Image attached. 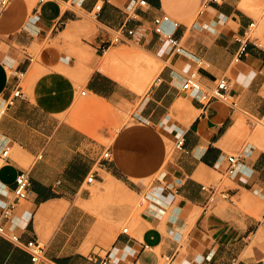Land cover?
I'll return each mask as SVG.
<instances>
[{"label": "crops", "instance_id": "obj_1", "mask_svg": "<svg viewBox=\"0 0 264 264\" xmlns=\"http://www.w3.org/2000/svg\"><path fill=\"white\" fill-rule=\"evenodd\" d=\"M130 1L13 0L1 18L0 102L18 85L25 98L0 113V149L6 143L12 147L10 161L0 159V214L5 202L16 203L7 225L24 241L36 238L45 243L40 264H100L111 252V264H161L166 255L175 256L171 264H231L233 260L264 264L261 220L230 199V205L209 203L208 192L202 189L215 185L219 175L227 176L226 158L240 141L237 109L220 101L204 109L181 89L191 72L208 85L227 76L240 108L264 117V45L259 39L244 40L252 18L240 7L241 0H218L209 6L205 21H199L206 23L205 31H192L193 36L183 43L185 52L177 54L169 52L154 34L152 19L161 12L177 19L181 23L177 35L183 42L188 31L185 23L199 14L203 0H147V6L129 9ZM76 8L95 13L100 23L89 41L63 39L76 26L68 23L82 20ZM127 20L137 29L134 42L165 63L141 98L130 95L98 67L99 44ZM59 22L62 25L57 27ZM239 39L247 47L235 62ZM92 49L96 52L90 60L79 58ZM19 73H23L20 80ZM82 88L87 90L83 96L89 95L87 105H114L120 119L128 103L140 99L133 122L118 129L113 138L106 125L95 130L75 124L72 112ZM181 134L185 148L175 150L163 172L169 144H175ZM249 145L251 155L240 174L227 176L232 184H224L221 177L219 187L231 199L241 201L256 194L264 202V151ZM106 149L111 150L112 159L100 166ZM23 170L29 171L32 185L28 198L18 201L12 191ZM91 174L95 181L88 183ZM157 174L166 175L167 182L178 189L170 204H153L151 214L144 209L134 234H107L97 228V219L87 210L97 195L86 184L107 183V192H114L113 183L118 182L143 193L149 189L146 181ZM150 188L157 189L165 201L171 197L158 179ZM259 214L264 216V205ZM126 217L123 208L117 209L111 225ZM252 237L256 240L253 254L245 256ZM0 264L33 262L24 248L0 235Z\"/></svg>", "mask_w": 264, "mask_h": 264}, {"label": "rangeland", "instance_id": "obj_2", "mask_svg": "<svg viewBox=\"0 0 264 264\" xmlns=\"http://www.w3.org/2000/svg\"><path fill=\"white\" fill-rule=\"evenodd\" d=\"M240 7L252 18V20L256 24L251 28V31L247 34L244 40L252 39L256 41L259 39L264 45V0H241ZM76 10L80 14L82 20L69 22L68 26H70L71 23H76L74 32L69 35L63 34V39L70 42L89 41V34L96 30L100 23L98 22L95 13L88 14L81 11L79 8H76ZM198 18L199 15L185 23L188 31L183 38L184 44H186L187 40H189L190 37L193 36L192 31L198 32V34H202L203 31H205L203 27L206 23H200L198 21ZM210 18L211 17H208L206 22H208ZM251 34L253 38L250 37L249 39L248 36ZM95 52L96 50L92 49V51L89 53L81 54L79 58L88 61L91 59L92 54ZM110 52L115 53L114 57L110 56ZM97 54L100 61L98 65L99 69L106 72L115 80L117 79V82L120 81L119 83L124 88H126L129 91V94L133 97L141 98L147 95L151 87L154 85L163 67L165 66L164 62L160 61L156 56L150 54L146 50L144 51L143 46L137 42H130L128 44H116L113 45L107 52H98ZM109 60L113 61V67H110L108 71H105L103 68V64H106L107 62H109ZM118 70L120 72L122 71L126 76L124 80H120L113 75L117 73ZM134 73L138 80L134 77L135 75L133 76ZM132 77L134 80L132 79ZM81 90L79 92V99L77 101L76 108L72 112V120L75 124L82 125L85 128H94L95 130L101 129L106 125L110 128L111 136L113 138L118 129L126 124L133 122L132 114L135 108L139 106L140 99H137V102L128 103V107L127 109H125V112H121L122 117L120 119L117 115V111L119 109L114 105L107 104L102 107L91 108L86 103L89 95H81ZM185 94H187L188 96L190 95L188 93ZM261 95H264V89L262 90ZM237 112L239 114V129L237 134L240 137V141L229 151V154L238 153L241 147L248 144L256 146L260 151H264V118L261 116L256 117L254 115H251L245 109L243 111L237 109ZM104 141L107 144L110 143L109 139H104ZM175 150V144L171 142L168 147V156L166 165L163 168V172L166 170L168 162L172 160V156ZM1 163L2 161L0 160V164ZM29 164L30 162L26 163L25 166L28 167ZM158 177L159 174L150 177L146 181L149 189L153 181L158 179ZM221 177L223 176L219 175L217 177V185L220 184ZM223 179L224 184H232L227 176H224ZM117 183L118 182L113 183L116 189L114 192H107V190L105 189L107 183L97 182L95 183L96 185L92 186H88L86 184L85 187L90 188L94 196L97 195V197L92 202H90V206L87 210L97 219V228L100 231H105L107 234L112 231L113 234H116L122 232L125 227H129V232L131 234H134V227L137 225L136 220L140 218L142 211L147 205V202L141 204L142 195L145 192L137 193L130 190L129 188H124ZM232 200L235 204L234 206L238 207L245 213L253 215L259 220L262 219V216L259 214V212L261 210V207L264 205V202L260 199L259 195L251 194L250 198H244L241 201L237 198H233ZM217 201L225 205H230L229 199L218 198ZM119 208H123V210L126 211L127 217L125 218V220L121 221L120 223L115 225V227H113L111 224L112 222H114V213ZM253 238L254 237H252L250 241V252H245V256L253 254L252 248L256 245V240ZM161 264H167L165 259L161 260Z\"/></svg>", "mask_w": 264, "mask_h": 264}, {"label": "built area", "instance_id": "obj_3", "mask_svg": "<svg viewBox=\"0 0 264 264\" xmlns=\"http://www.w3.org/2000/svg\"><path fill=\"white\" fill-rule=\"evenodd\" d=\"M12 1L13 0H0V20L11 5ZM214 2H218V0H203L202 8L198 14V21H205L206 16L209 12V6H211V4ZM147 5V0H132L126 5V8L130 9L134 6L144 7ZM97 8H100V6H97ZM131 18L135 19L136 17L133 16ZM61 25L62 22H59L56 26L60 27ZM180 26L181 23L166 12H161L160 14L154 16V18L152 19V31L162 39L167 49L171 53L182 54L185 52V46L181 38L177 35V30L180 28ZM253 26H255L254 21L250 24L249 31ZM136 38L137 29L135 27H131L129 25V20H127L123 22L118 28L111 29V35L101 41L98 46V50L105 53L113 45L128 44L130 42H134ZM239 41H241V46L237 54L235 55V62L240 61L247 47V44H244L242 40L239 39ZM198 64L202 65V61H199ZM22 77L23 73H19L17 75L18 80L22 79ZM181 89L183 92L190 94V96L200 102L204 109L209 107L212 102L220 101L228 104L233 109H240L241 111H243L240 108L238 97H236L232 93L231 82L227 76L219 77L213 82L212 85H208L202 80L197 72H191L185 76L181 85ZM86 92L87 90L84 89L81 91V94L85 95ZM19 98H25V93L21 85L16 86L13 89L11 95L0 102V113L12 107ZM262 104L264 105V95L262 96ZM11 148V144L6 143L0 149V159L3 162L10 161ZM175 148L178 150H183L185 148V137L183 134H181L177 138L175 142ZM250 148L251 146L248 144L246 146H243L238 153L229 154L227 156L225 161L227 176L234 178L240 174L245 164L246 158L251 155ZM111 159L112 152L110 149H106L99 159V165L102 166L104 163L110 161ZM94 181L95 175L91 174L87 178V182L92 183ZM158 181L164 184L165 191L167 192L166 194L171 195V197L170 199L165 201L163 198L157 195V189L150 188L148 191H146L142 195L141 204L147 202L145 210L150 214L155 212V205L161 207V204H170L173 200L172 194L178 191L177 188L174 189V185L171 182H167L166 175H161L158 178ZM31 185L32 181L29 171H21L16 177L15 187L12 191L14 198L18 201L27 199L29 196ZM202 189L208 192L209 203L216 202L218 198L230 199L231 201H233L230 197V194L226 190L221 189L217 184L213 186L203 185ZM15 206L16 203L14 201L5 202V205L0 214V235L9 239L13 244L24 248L30 254L33 264H40L44 261L45 243L36 238L24 241L22 236L16 230L7 225V221L12 217ZM260 223L264 227V216L262 217ZM128 232L129 227H125L123 229V233L127 234ZM111 253H109V255L107 256L108 258L110 257ZM174 257L175 256L173 255H166L164 259L167 264H171L174 260ZM108 258L101 260L100 264H111V260ZM231 264H236V260H233Z\"/></svg>", "mask_w": 264, "mask_h": 264}, {"label": "bare ground", "instance_id": "obj_4", "mask_svg": "<svg viewBox=\"0 0 264 264\" xmlns=\"http://www.w3.org/2000/svg\"><path fill=\"white\" fill-rule=\"evenodd\" d=\"M256 25V24H255ZM251 31V30H250ZM249 31V32H250ZM250 37H252V34L251 35H249L248 36V38L250 39ZM108 51V50H107ZM106 51V52H107ZM145 51V50H144ZM110 54V56L111 57H114V55H115V53L114 52H110L109 53ZM151 54V53H150ZM147 55H149V54H147ZM109 56V57H110ZM151 61V60H150ZM152 62V61H151ZM137 63V62H136ZM153 63V62H152ZM102 64V63H101ZM104 66H103V68H104V70L105 71H108V69L110 68V67H113V61L112 60H109V62H107L106 64H103ZM154 66H155V64H154ZM133 73V72H132ZM140 73V72H139ZM106 74V73H105ZM116 78H118V79H120V80H124L125 79V75L123 74V72L121 71H119L118 70V72L117 73H115V74H113ZM135 75V73L133 74V76ZM144 75V74H143ZM132 76V75H131ZM136 79H137V77H136V75L134 76ZM132 79H133V77H132ZM117 80V79H116ZM134 80V79H133ZM138 80V79H137ZM136 80V81H137ZM131 81V80H130ZM120 82V81H119ZM138 85V84H137ZM140 85V84H139ZM116 190V189H115Z\"/></svg>", "mask_w": 264, "mask_h": 264}]
</instances>
